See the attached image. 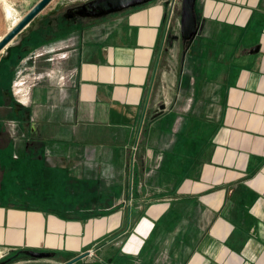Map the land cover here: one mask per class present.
I'll return each instance as SVG.
<instances>
[{
	"label": "crops",
	"instance_id": "0c3cea01",
	"mask_svg": "<svg viewBox=\"0 0 264 264\" xmlns=\"http://www.w3.org/2000/svg\"><path fill=\"white\" fill-rule=\"evenodd\" d=\"M180 6L112 15L34 63L18 35L1 49V143L23 136L59 177L94 183L82 216L0 204V264H76L88 249L86 264H264V0H195L202 39L186 50Z\"/></svg>",
	"mask_w": 264,
	"mask_h": 264
},
{
	"label": "rangeland",
	"instance_id": "374dc122",
	"mask_svg": "<svg viewBox=\"0 0 264 264\" xmlns=\"http://www.w3.org/2000/svg\"><path fill=\"white\" fill-rule=\"evenodd\" d=\"M58 1L59 5H61L66 0H52L44 11L55 5ZM158 1L151 0L143 5H151ZM35 2L37 0H0V35L15 25ZM143 5L138 6L137 9ZM131 9H128L126 13L132 11ZM132 19L134 21L129 23V28L135 27L139 29L138 18L135 19L134 16ZM170 33H173L172 39L176 40L177 30H171ZM201 37L199 34L194 37L192 47L199 44L202 39ZM129 43L135 44L134 41H129ZM61 53L60 51L59 55ZM227 60L231 59L227 58ZM209 62L213 64V61ZM182 65L183 62L181 61L180 70H183ZM59 66L61 67L60 62ZM190 69H193V73L194 68L191 67ZM188 71H186V74H189ZM68 73V70L65 68L59 72L57 78L53 79V81H58V87L61 83H67ZM3 81L4 85L8 84L9 79L6 75H4ZM2 102L4 101L0 97V104ZM5 121H7L6 118ZM33 121L39 122L37 118H34ZM55 121L56 117H53L51 122ZM49 126L54 127L53 123H50ZM23 138L25 137L21 136L19 138L17 146L9 145L6 136L3 137L2 143L0 141V204L23 203L64 216H69L66 208H70L67 205L71 204L75 207L71 212V216H80V214L82 216L83 210L80 207L85 206L87 200L92 196L90 190L91 185L94 183L93 174L88 173L85 176H80L79 179L71 178L70 180L66 179V177H59V170L63 169H59L58 165H50L53 162V156L51 157V154L41 155L38 150H35L36 146L33 147L32 140H30L31 146L27 149L23 148L21 145ZM75 172V170H72V173ZM68 181L73 183V187L72 189L68 188V190H65V182L68 184ZM84 257L86 258V256H83L77 259L75 263L86 264L82 261ZM119 262L118 260L114 261L115 264H119ZM96 264H107V261L106 259H102L99 263L96 262Z\"/></svg>",
	"mask_w": 264,
	"mask_h": 264
},
{
	"label": "flooded vegetation",
	"instance_id": "af4514ba",
	"mask_svg": "<svg viewBox=\"0 0 264 264\" xmlns=\"http://www.w3.org/2000/svg\"><path fill=\"white\" fill-rule=\"evenodd\" d=\"M38 1L39 0H37V2ZM51 1L52 0L45 4V6L17 34L19 37L17 45H21L20 48L23 49L21 52L26 54L29 58L35 55V50L37 48H44L45 51L47 50L48 52L52 50L61 51L63 48L74 50L73 46L78 39V32L85 31L94 25L103 24L112 15H118L124 12L116 11L99 16L98 18H93L87 14L84 8V4L91 0H66L61 5H59L58 1L55 5L44 11ZM37 2H35L29 10ZM49 57L50 56H46V52L41 54V59L43 58L44 63ZM72 57V54L71 56L68 55L63 62L67 65L72 61ZM37 59V57L29 59L28 63H34ZM2 92L4 100L9 102L11 108L14 111L16 108L21 109L19 116L25 118L27 108L17 107L16 102L11 98L10 92L6 89H2Z\"/></svg>",
	"mask_w": 264,
	"mask_h": 264
},
{
	"label": "water",
	"instance_id": "95a60500",
	"mask_svg": "<svg viewBox=\"0 0 264 264\" xmlns=\"http://www.w3.org/2000/svg\"><path fill=\"white\" fill-rule=\"evenodd\" d=\"M49 1L50 0H39L15 25L9 28V30L0 38V51ZM149 1L151 0H91L84 4V8L87 11V14L91 17L98 18L99 16L108 13L126 11ZM194 4L195 0H181L179 36L185 50L189 48L194 37L201 31V23L197 20ZM257 48L258 47L256 46L250 51L253 52L257 50ZM184 54L185 51H183V55ZM163 107L164 105L161 104L160 109ZM24 252L35 258H44L53 255V252L36 251L32 249H27ZM83 256H85V253L76 257L75 260Z\"/></svg>",
	"mask_w": 264,
	"mask_h": 264
},
{
	"label": "built area",
	"instance_id": "2783aa9c",
	"mask_svg": "<svg viewBox=\"0 0 264 264\" xmlns=\"http://www.w3.org/2000/svg\"><path fill=\"white\" fill-rule=\"evenodd\" d=\"M172 1H176V0H172ZM135 149V147H133ZM85 256H94V249H88L86 252H85Z\"/></svg>",
	"mask_w": 264,
	"mask_h": 264
},
{
	"label": "trees",
	"instance_id": "16d2710c",
	"mask_svg": "<svg viewBox=\"0 0 264 264\" xmlns=\"http://www.w3.org/2000/svg\"><path fill=\"white\" fill-rule=\"evenodd\" d=\"M21 57V56H20ZM5 260H7V259H5Z\"/></svg>",
	"mask_w": 264,
	"mask_h": 264
}]
</instances>
